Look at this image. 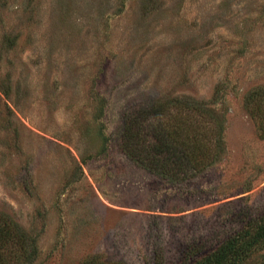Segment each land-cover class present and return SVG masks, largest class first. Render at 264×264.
Returning <instances> with one entry per match:
<instances>
[{"label":"rangeland","instance_id":"374dc122","mask_svg":"<svg viewBox=\"0 0 264 264\" xmlns=\"http://www.w3.org/2000/svg\"><path fill=\"white\" fill-rule=\"evenodd\" d=\"M179 117L210 163L173 184L140 156ZM0 214L14 264H200L264 227V0H0Z\"/></svg>","mask_w":264,"mask_h":264},{"label":"trees","instance_id":"16d2710c","mask_svg":"<svg viewBox=\"0 0 264 264\" xmlns=\"http://www.w3.org/2000/svg\"><path fill=\"white\" fill-rule=\"evenodd\" d=\"M182 120L181 117L177 119ZM189 120V118H188ZM182 125L186 127H181L182 125H178L174 131L172 129H164L168 133L165 136L157 137L155 144L149 148L148 157H142L144 160L149 159L146 163L148 166V170L151 174L155 175L160 179H166L173 184L179 183L177 181V175L179 171H181V161H193V165L197 164V166H203V170L200 171L202 173L210 163V155L208 162H204V154H200L203 151L202 145H197L198 142L195 140L192 144H185L180 141V134L189 138V133L198 131V126L193 127L189 125L188 122L183 121ZM224 122V121H223ZM180 124V122H177ZM219 126L223 127L222 124ZM196 129V130H195ZM156 134V133H155ZM174 137V139L172 138ZM201 143V142H200ZM215 153V161H219L221 155L223 154V150L221 146L217 147ZM210 153V152H208ZM204 156V157H202ZM176 162V168L179 169L177 173L174 172L173 168H170V165ZM187 165V164H186ZM145 166V165H144ZM247 231V230H246ZM29 233L22 229L18 223L3 218L0 214V264H14V260L10 259V255L12 251L11 247L17 248H25L30 245V236ZM34 251H37V247H34ZM257 249L264 250V227H260L256 233L251 234L249 232H243L236 236H233L222 243L214 252L209 255L204 256L197 263L200 264H244L246 260L250 257ZM23 250V249H22ZM20 251V250H19ZM26 257V256H25ZM82 264H111V263H98L95 259H89L84 261Z\"/></svg>","mask_w":264,"mask_h":264}]
</instances>
